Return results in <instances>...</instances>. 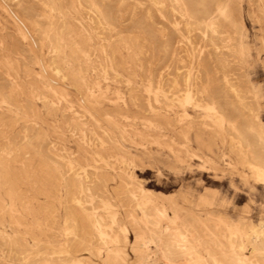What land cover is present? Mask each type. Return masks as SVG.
<instances>
[{
	"label": "rangeland",
	"instance_id": "obj_1",
	"mask_svg": "<svg viewBox=\"0 0 264 264\" xmlns=\"http://www.w3.org/2000/svg\"><path fill=\"white\" fill-rule=\"evenodd\" d=\"M0 53V264H213L264 225V0H0Z\"/></svg>",
	"mask_w": 264,
	"mask_h": 264
},
{
	"label": "bare ground",
	"instance_id": "obj_2",
	"mask_svg": "<svg viewBox=\"0 0 264 264\" xmlns=\"http://www.w3.org/2000/svg\"><path fill=\"white\" fill-rule=\"evenodd\" d=\"M178 1V0H177ZM217 1V0H216ZM177 4V3H176ZM157 5V4H156ZM173 5V4H172ZM204 5V4H203ZM158 8V7H157ZM81 9V8H80ZM159 9V8H158ZM83 11V10H82ZM87 12V11H86ZM134 12V11H133ZM17 15V14H16ZM178 17V16H177ZM15 19V22L19 28V31H20V34L22 36V38L25 40L28 36L30 37V31L29 29L26 27V25L17 18V16L14 18ZM86 22V21H85ZM91 22V21H90ZM177 26V25H176ZM17 28V29H18ZM6 31V30H5ZM7 34V33H6ZM187 34V33H186ZM72 36V35H71ZM193 41V40H192ZM228 41V40H227ZM43 42V41H42ZM195 43V42H194ZM50 44V43H49ZM37 45V44H36ZM223 45V44H222ZM125 46V45H124ZM128 46V45H127ZM126 46V47H127ZM225 46V45H224ZM43 47V46H42ZM133 47V46H132ZM221 47V46H220ZM218 50V49H217ZM23 51V50H22ZM200 51V50H199ZM32 52V51H31ZM193 53V52H192ZM199 53V52H198ZM1 54V53H0ZM15 54V53H14ZM27 55V54H26ZM43 56V55H42ZM190 56V55H189ZM48 58V57H46ZM183 58V57H182ZM193 60V58H192ZM8 61V60H7ZM29 62V61H28ZM18 63V62H17ZM184 63V62H182ZM52 67V66H51ZM50 67V68H51ZM46 68V67H45ZM49 68V69H50ZM46 70V69H45ZM81 70V69H80ZM99 70V69H98ZM187 70V69H186ZM44 72V71H43ZM60 72V71H59ZM96 72V71H95ZM183 72V71H182ZM197 72V71H196ZM27 75V74H26ZM69 75V74H68ZM178 75V74H177ZM39 77V76H38ZM40 78V77H39ZM90 80V79H89ZM78 82V81H77ZM149 84V83H148ZM48 85V84H47ZM46 86V85H44ZM50 86V85H48ZM51 87V86H50ZM53 87V86H52ZM51 87V88H52ZM45 89V87H43ZM47 88V87H46ZM49 88V90L51 89ZM85 89V88H83ZM55 90V89H54ZM11 91V90H10ZM17 91V90H16ZM21 91V89H20ZM53 91V90H52ZM97 91V90H96ZM188 92V91H187ZM51 93V91H50ZM55 93V91L53 92V94ZM103 93V92H102ZM36 94V93H35ZM13 95V94H12ZM34 95V94H33ZM57 95V94H56ZM8 96V95H7ZM13 97V96H12ZM57 97V96H55ZM93 98V97H92ZM14 100V99H13ZM37 100V99H36ZM185 103H190L191 102V95L187 94L185 99H184ZM103 102V101H102ZM108 102V101H107ZM120 102V101H119ZM16 104V103H15ZM61 104V103H60ZM110 104V103H109ZM137 104V103H136ZM207 105V104H206ZM18 106V105H17ZM125 107V106H124ZM21 108V107H20ZM208 110V109H207ZM211 110V109H210ZM214 110V109H213ZM215 111V110H214ZM169 112V111H168ZM65 115V114H64ZM106 117V116H105ZM124 118V117H123ZM44 119V118H43ZM112 120V119H111ZM148 122V121H147ZM124 123V122H123ZM29 124V123H28ZM146 124V123H145ZM149 124V123H147ZM230 124V123H229ZM26 125V124H25ZM88 125V124H87ZM134 125V124H133ZM148 126V125H146ZM188 126V125H187ZM190 127V126H189ZM202 127V126H201ZM204 127V126H203ZM122 129V128H121ZM136 131V130H135ZM124 132V131H123ZM109 133V132H108ZM131 133V131H130ZM77 134V133H76ZM134 134V133H133ZM139 134V133H138ZM80 135V134H79ZM123 135V134H122ZM135 135V134H134ZM113 136V135H112ZM81 137V136H80ZM111 137V136H110ZM138 137V136H137ZM25 139V138H24ZM83 139H84V136H83ZM100 139V138H99ZM98 139V140H99ZM113 141V140H112ZM128 141V140H127ZM254 142V141H253ZM100 143V142H99ZM113 144V143H112ZM83 145V144H82ZM85 145V144H84ZM116 145V144H115ZM114 147V146H113ZM94 149V148H93ZM118 150V149H117ZM125 155V154H124ZM127 155V154H126ZM92 156V155H91ZM56 157V156H55ZM111 157V156H110ZM96 159V158H95ZM100 159V158H99ZM246 159V158H245ZM104 162V161H103ZM119 162V161H118ZM70 166V165H69ZM96 167V166H95ZM109 167V166H108ZM3 168V167H2ZM115 168V166H114ZM257 168V167H256ZM5 169H8V166H5ZM262 171V170H260ZM131 172V171H130ZM4 173V171L2 172V174ZM264 173V171L262 172ZM6 175V173H5ZM8 175V174H7ZM39 175V174H38ZM83 175L85 176L84 178L88 179V173L86 171H83ZM120 175V174H119ZM76 177V175H75ZM83 177V176H82ZM134 177V176H133ZM263 178V177H262ZM75 179V178H73ZM83 179V178H82ZM90 179V177H89ZM96 180V179H95ZM100 180V179H99ZM1 175H0V186L2 185V182H1ZM85 181V180H84ZM85 181V182H86ZM263 181V179H262ZM90 183V181H88ZM96 182V181H95ZM130 182V180H129ZM134 182V181H133ZM264 182V181H263ZM262 182V183H263ZM76 183V182H75ZM96 183H99V182H96ZM132 183V181H131ZM136 184V188L135 190H132L134 192H129L130 194H132V198L133 201L136 202V205L137 207L143 211V212H146V216L144 218H140V221L138 220V222L135 220V222L141 226V228H143V232L138 236L139 238V245L140 247L142 248V254L143 255H146L149 251V247L152 243H154L155 241V236L151 233L150 231V228L149 226L150 225H153L154 226H157L159 225L157 220L155 219V216H154V210L153 209V205H152V202H151V198L153 197V193L151 194L149 191H147L143 185L139 182L135 183ZM79 185V184H78ZM91 185V184H90ZM80 186V185H79ZM87 186V185H85ZM94 186V185H93ZM96 186V184H95ZM100 186V185H99ZM127 186V185H126ZM134 186V184L132 185ZM90 187V186H88ZM97 187V186H96ZM131 187V186H130ZM134 188V187H133ZM78 189V188H77ZM79 190V189H78ZM90 190H94V189H88L87 192L90 194ZM130 190V191H131ZM96 192V189L95 191ZM93 192V193H94ZM86 193V192H85ZM84 195V194H83ZM88 196V195H87ZM10 198L12 196H9ZM91 197V196H90ZM155 198V196H154ZM93 199V198H91ZM11 206H9V216L13 219L15 216L14 214L17 213L18 215H20L19 213H26V212H29V205L26 206L25 208L22 209L23 212H20L18 211V209L16 208V205H15V198L12 197L11 199ZM85 200V199H84ZM125 201V200H124ZM156 203V202H154ZM157 204V203H156ZM109 206V205H108ZM105 207V206H104ZM159 207V206H157ZM107 208V207H106ZM109 208V207H108ZM160 209V207H159ZM164 209V208H163ZM88 209H86V212H87ZM84 211V210H83ZM108 211V210H107ZM19 212V213H18ZM31 212V211H30ZM90 212V211H89ZM92 212V211H91ZM98 212V211H97ZM172 212V211H171ZM108 213V212H107ZM86 214V213H85ZM88 214V213H87ZM159 214V213H158ZM163 214V213H162ZM172 214V213H171ZM17 215V216H18ZM142 215V214H141ZM140 215V216H141ZM0 216H2V218H4V211L2 208H0ZM86 216V215H85ZM93 217V220H94V226H95V229L96 231L99 233V236L101 238H107L109 234V232H107L105 229L106 225L104 226V222H105V219H104V216H100L98 214H92L91 215ZM169 216V215H168ZM172 216V215H171ZM131 217H133V215H131ZM10 218V219H11ZM114 218V217H113ZM129 218V217H128ZM163 218V217H162ZM91 219V218H90ZM176 219V218H175ZM199 219V218H198ZM4 220V219H3ZM2 220V221H3ZM92 220V221H93ZM107 220V219H106ZM113 220V219H112ZM200 220V219H199ZM114 221V220H113ZM132 221V220H131ZM178 221V220H177ZM194 221V220H193ZM201 221V220H200ZM45 222V221H44ZM176 222V221H175ZM107 223V222H105ZM15 224V223H14ZM17 226H20V224L17 222L16 223ZM134 224V222H133ZM91 225V224H90ZM130 225V224H129ZM203 225V224H202ZM127 226V225H126ZM135 226V225H134ZM138 227V226H137ZM158 227V226H157ZM105 228V229H104ZM108 228V227H107ZM111 228V227H110ZM218 229H221L223 231L222 234H218L217 233V230ZM92 230V229H91ZM115 231V230H114ZM164 231V229H163ZM133 232V230H132ZM153 232V231H152ZM18 233V232H17ZM117 233V232H116ZM31 234V233H30ZM97 234V233H95ZM134 234V233H133ZM136 234V233H135ZM155 234V233H154ZM160 234V233H159ZM186 234V233H185ZM118 235V234H117ZM98 235H96L97 237ZM119 236V235H118ZM137 236V235H135ZM134 236V237H135ZM157 236V235H156ZM213 236V240H211L210 242L212 243V248L214 249V255L215 256H218L219 257V260H213V264H235V258L236 257H241L242 258V262L243 264H264V225H260L258 227H252V226H247V227H243V226H232V225H229L227 223H224V222H221L220 221V224L216 225L215 228H214V232L211 234V237ZM254 236L256 237V240H254ZM182 237V236H181ZM167 238V237H166ZM220 238H224L228 241V244H229V253L227 254L226 252H224L222 249H221V243L219 241ZM94 239V237H93ZM127 240V239H126ZM104 241V240H103ZM102 241V242H103ZM112 241V239H111ZM115 241V240H114ZM136 241V240H135ZM168 241V240H167ZM110 242V241H109ZM138 242V241H136ZM136 242L134 244H136ZM174 242V241H173ZM210 242H208L210 244ZM114 243V242H113ZM117 243V242H116ZM206 243V241H205ZM239 243V244H238ZM103 244V243H101ZM106 245H108L107 243H105ZM115 244V243H114ZM118 244V243H117ZM138 244V243H137ZM157 245V244H156ZM171 245V244H169ZM50 246V245H48ZM116 246V245H115ZM126 246V245H125ZM172 246V245H171ZM156 247V246H155ZM101 248V247H100ZM103 248V247H102ZM117 249L120 248L116 247ZM111 249H109V252H110ZM120 250V249H119ZM122 250V249H121ZM139 250V249H138ZM178 250V249H177ZM99 251V250H98ZM248 251V254L250 255V257H248L245 252ZM108 252V250L106 251ZM112 252V251H111ZM121 253V252H120ZM136 253V251H135ZM156 253V252H155ZM154 253V254H155ZM66 254V253H65ZM107 254V253H105ZM111 254V253H110ZM125 254V253H124ZM140 254V253H139ZM189 254V253H188ZM151 255V254H150ZM160 255V254H159ZM185 255V254H184ZM104 256H107L108 258V254L107 255H104ZM111 255H109L110 257ZM113 256V255H112ZM123 256V255H122ZM213 256V255H212ZM115 257V256H114ZM117 257V256H116ZM115 257V258H116ZM120 257V256H119ZM149 256H147L148 258ZM200 257V256H199ZM146 258V256L143 258V261H146L148 260ZM112 258L109 259V261H111ZM140 259V258H139ZM165 259V258H164ZM203 259V258H202ZM25 260V259H24ZM79 260V259H78ZM82 259H80L81 261ZM142 260V259H141ZM168 260V259H167ZM199 260V259H198ZM204 260V259H203ZM77 261L75 262V264H81V262H84L83 261ZM120 261V260H119ZM112 262H113V259H112ZM139 262V261H138ZM148 262V261H147ZM105 263V262H104ZM116 263V261L114 262V264ZM137 263V262H136ZM198 263V262H197ZM73 264V263H72ZM83 264V263H82ZM85 264V263H84ZM108 264V263H107ZM113 264V263H112ZM122 264V263H121ZM139 264V263H138ZM145 264V263H143ZM166 264V263H165Z\"/></svg>",
	"mask_w": 264,
	"mask_h": 264
}]
</instances>
